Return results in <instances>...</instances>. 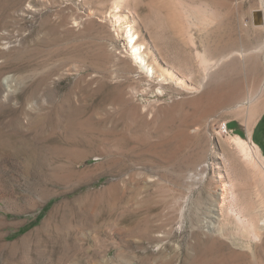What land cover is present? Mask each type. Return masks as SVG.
<instances>
[{
  "label": "rangeland",
  "instance_id": "rangeland-1",
  "mask_svg": "<svg viewBox=\"0 0 264 264\" xmlns=\"http://www.w3.org/2000/svg\"><path fill=\"white\" fill-rule=\"evenodd\" d=\"M259 7L0 0V264H264V229L240 246L216 233L194 238L209 199L219 225L229 200L264 220V171L252 155L253 143L264 162V104L252 143L246 106L232 118L231 107L207 104L242 71L221 58ZM175 16L186 47L205 60L202 85L188 62L174 63ZM130 29L152 77L133 61Z\"/></svg>",
  "mask_w": 264,
  "mask_h": 264
},
{
  "label": "bare ground",
  "instance_id": "bare-ground-1",
  "mask_svg": "<svg viewBox=\"0 0 264 264\" xmlns=\"http://www.w3.org/2000/svg\"><path fill=\"white\" fill-rule=\"evenodd\" d=\"M214 6L216 7V9L219 8V4H216L215 3ZM254 14L257 16L256 12ZM109 17L110 16H108V18ZM170 17H172V16H170ZM175 17H176L174 19L175 22L172 21L174 23V25L172 24L173 27H171L172 30H173V34H174V40H173V43H174V46H173V48H174V51H173L174 52L173 53L174 54L173 55L174 58L173 59L175 61L174 63L179 65V63H181V61L188 62V65H189V74H191V75L193 74L194 75V76L192 75L194 77L192 79L195 80L196 84L202 85L203 84V81H201V80H203V79L201 78L202 75L199 73L200 72L199 67L204 65L205 60L203 62L202 59L198 60L200 57L195 58L196 55H195V57L193 56V54H192L193 53L192 52L193 49L191 50L190 47H189L191 45L188 46L189 49L186 47L185 40H184L185 28L182 27L181 20L178 18L179 16H175ZM257 17L258 18H256V17L254 18L253 17V19H251L250 29H245V31H244L245 33L240 37V41L238 43V46H236V48H234V49L231 48L233 46L234 42H232L230 40L226 41V44H225V51H226V53H225L224 56H222V54H221V56H222L221 59L222 60L229 61L232 64H240V66L242 67V71L240 73L237 72L238 74L235 73V76L236 77L234 79L233 78H232V80L229 79L225 83H222V85L220 84L221 86H219V88L217 89V91H216L213 99L211 101H208V103H207L208 105L212 106L215 111H216V109L218 110V108H223V106L224 107L225 106H229V108L231 107L230 108L231 110H230L229 114L227 112L226 113L230 117H232V118H237V117L242 116V114H244V113H241L242 108L240 110V107L246 106L248 108V110H247L248 111L247 112L248 114L246 115L247 116V119L245 120V123L246 124H244L245 125L244 129H245L246 135L248 137V141L250 143H252L251 140H250V133H251L250 130L252 128L251 126L256 121V119L258 118L260 112H262V107H263V104H264L263 103V101H264V0H260L259 15ZM185 27H186V29L188 28L187 26H185ZM190 27H191V25H190ZM189 31H191V30H189ZM128 34H129L130 43H132V45H131V47H132L131 56L133 57L134 63L138 66V68H139L140 71H143L147 75H149V76L152 77L153 70H152V68H150L147 65V62L145 61V58H144L145 56H143L142 55V52H141V46L138 45L136 43V41H135L137 38L134 40V34H132L131 29L128 31ZM188 40H190V39H188ZM191 41H189V42H191ZM219 55H220V53H219ZM218 60H220V59H218ZM220 62H223V61H220ZM205 66H207V65H205ZM206 68L207 67H204L203 69H206ZM229 68H231V67H229ZM205 73L206 72H204V75H205ZM187 74H188V72H187ZM229 74H231L230 71H229ZM209 97H212V96L210 95ZM204 98L206 99V98H208V96H205L204 94H202L199 98H197L195 104H198L197 103L198 101L199 102H202V100ZM243 98H245V100H243ZM197 109L200 110L199 107H197ZM206 110H208V109H206ZM245 110H246V108H245ZM192 112H193V110H192ZM242 112H243V110H242ZM204 114L207 115L206 113H204ZM200 115H201V113H200ZM252 146L254 147V151L252 152V155L255 158V160L259 163V165L261 166V169L264 171V162H263L262 158L260 157L259 149L253 143H252ZM213 194L215 195L214 192H213ZM213 198L217 200V198H215L214 196H213ZM223 198H225L224 195H223ZM192 199H193V197H192ZM206 200H208V199H206ZM209 200L211 201V203L209 204V206L206 209V211H207V215L205 216L206 217V220H204V222L202 220V222H203L202 225H201L202 227H200V230L199 231H198V229L195 231L194 238H196V239L199 238L200 231H201L202 234H203V232H205L207 234L210 233V234H213L214 237H215L216 234L217 235L220 234L221 236L222 235L227 236L229 238L230 243L229 242H226V245L228 243L231 244L232 246H238L240 243L247 245V244H251V240H252V237H253L252 235H255V233L258 230L264 229L263 228V226H264V220L261 221L259 219V217H257L258 215L256 216L254 214V212H252L250 210L251 208L250 209H246V210L244 209L242 211V213H240V210H242L243 208L240 209V208L237 207L238 209H240L239 210L240 216L239 215L237 216V214H239V213L236 212L237 209L236 210H233V207H235V205L233 203L234 201H230V200H229L230 203H228V206L225 204L224 207L220 208L221 209L220 211L222 213L221 214V218H222V221L223 222H221L222 224L219 225L218 219H217L218 218L217 215H219L218 214L219 211L217 212V210L215 209L216 206H215L214 200H211V199H209ZM225 200H226V198H225ZM233 200H234V198H233ZM197 202H199V201H197V199L191 200V203L193 204L194 208L197 207V205H198ZM202 202L203 201H201V204H202ZM236 202L238 203V201H236ZM191 203H190V205H191ZM194 204H197V205L195 206ZM248 205H246V207H248ZM194 208H192V209H194ZM244 208H245V205H244ZM197 209H198V207H197ZM195 212H197V210ZM231 214H234L235 216H233ZM260 217L262 218V216H260ZM191 220H192V218H191ZM199 221L201 222V220H199ZM218 226H220V228H218ZM201 228H203V230ZM214 233H216V234L214 235ZM261 233L263 234V232H261ZM205 237H207V235ZM212 237H210V239ZM257 237H258V235H257ZM257 237H255V238H257ZM204 239H206V238H204ZM210 239H209V241H210ZM212 239H214V238H212ZM201 240H202V238H201ZM199 241H200V239H199ZM203 241H206V240H203ZM254 241H256V239ZM212 244H213V242H212ZM261 244H263V245L262 246L260 244L259 245H260V247H263V250H264V242H262ZM207 245H208V241H207ZM197 246L198 245H196V248L198 249ZM225 247H226L225 245H222V246L218 247L216 251H221ZM255 247H254V249L259 248V247H257V248H255ZM191 249H192V247H191ZM245 249H246V247H245ZM199 252L197 254H199ZM240 254L238 256H240ZM243 254H244V252H243ZM218 255H220V254H218ZM200 256H202V255H200ZM246 256L243 255V257H246ZM197 257H198V255H197ZM197 257H195V258H197ZM192 259H193V257H191V260ZM199 259H201V261H202V258L201 257ZM211 260H212V258H211ZM262 260L264 262V259H262ZM238 261H240V260H238ZM247 261H248V263L251 262L248 259H247ZM188 262H189V260H188ZM191 262L193 263V261H191ZM210 262H212V261H210ZM243 264H245V263H243Z\"/></svg>",
  "mask_w": 264,
  "mask_h": 264
},
{
  "label": "trees",
  "instance_id": "trees-1",
  "mask_svg": "<svg viewBox=\"0 0 264 264\" xmlns=\"http://www.w3.org/2000/svg\"><path fill=\"white\" fill-rule=\"evenodd\" d=\"M264 122V120L262 119L261 121H260V123H263ZM228 126H231V125H228ZM259 126V125H258ZM258 126L256 127V129L258 128ZM229 129H232L231 127H229ZM261 132V140H263L264 141V127L263 128H261V130H260ZM257 145L263 150V146H262V144L260 143V142H257ZM263 152H264V150H263Z\"/></svg>",
  "mask_w": 264,
  "mask_h": 264
},
{
  "label": "built area",
  "instance_id": "built-area-1",
  "mask_svg": "<svg viewBox=\"0 0 264 264\" xmlns=\"http://www.w3.org/2000/svg\"><path fill=\"white\" fill-rule=\"evenodd\" d=\"M224 130H225V125H224Z\"/></svg>",
  "mask_w": 264,
  "mask_h": 264
}]
</instances>
